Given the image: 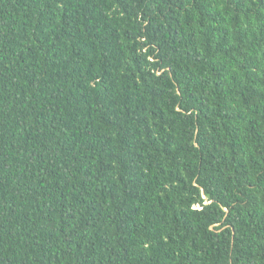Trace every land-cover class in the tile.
<instances>
[{
    "label": "trees",
    "instance_id": "16d2710c",
    "mask_svg": "<svg viewBox=\"0 0 264 264\" xmlns=\"http://www.w3.org/2000/svg\"><path fill=\"white\" fill-rule=\"evenodd\" d=\"M0 264H264V0H0Z\"/></svg>",
    "mask_w": 264,
    "mask_h": 264
}]
</instances>
